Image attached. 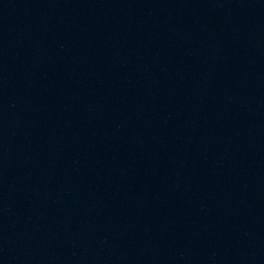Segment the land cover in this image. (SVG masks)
I'll return each instance as SVG.
<instances>
[{"label": "water", "instance_id": "1", "mask_svg": "<svg viewBox=\"0 0 264 264\" xmlns=\"http://www.w3.org/2000/svg\"><path fill=\"white\" fill-rule=\"evenodd\" d=\"M148 0H0V122L70 73Z\"/></svg>", "mask_w": 264, "mask_h": 264}]
</instances>
